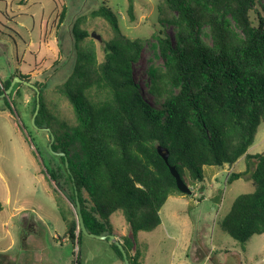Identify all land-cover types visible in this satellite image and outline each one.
I'll list each match as a JSON object with an SVG mask.
<instances>
[{
    "label": "trees",
    "instance_id": "trees-1",
    "mask_svg": "<svg viewBox=\"0 0 264 264\" xmlns=\"http://www.w3.org/2000/svg\"><path fill=\"white\" fill-rule=\"evenodd\" d=\"M254 6L255 0H162L157 6L162 29L151 45L162 64L147 70L153 102L133 75L144 39L126 36L116 13L102 4L91 15L108 23L112 37L103 40L99 62L93 41H86L88 33L73 25L75 62L58 91L75 123L63 125L46 117L45 86L33 84L39 91L33 125L54 135L51 150L49 141L45 145L50 157L43 172L60 185L53 189L55 203L73 245L79 247L83 235L74 211L76 197L88 233L113 234L109 218L120 211L136 241L138 232L160 224L159 211L168 197L182 194L168 165L192 187L203 182L205 166L221 168L241 158L245 170L230 172L227 184L249 174L253 191L237 196L221 228L241 243L264 234V154L247 152L264 122V11ZM127 12L133 21L134 0H127ZM166 27L174 30L175 43ZM11 80L0 81V94ZM24 86L15 84L8 98H21ZM35 107L36 97L30 116ZM53 152L64 153L68 166ZM121 241L129 264H140L128 234ZM111 247L123 262L118 247Z\"/></svg>",
    "mask_w": 264,
    "mask_h": 264
},
{
    "label": "rangeland",
    "instance_id": "rangeland-1",
    "mask_svg": "<svg viewBox=\"0 0 264 264\" xmlns=\"http://www.w3.org/2000/svg\"><path fill=\"white\" fill-rule=\"evenodd\" d=\"M161 1L134 0L133 21L127 0L0 1V81L25 76L32 85L42 83L46 117L73 125L71 107L58 91L75 62L71 29L77 23L88 33L86 41H93L101 62L103 40H109L112 32L106 21L91 13L104 4L116 13L126 36L145 40L133 75L144 97L153 102L147 92V70L162 64L151 48L154 35L162 29L157 22ZM262 7L264 0H255L253 9L263 12ZM251 14L255 18V10ZM165 31L175 43L174 30L166 27ZM204 40L209 42L207 37ZM26 87H20L19 99L0 96V264H76L77 257L79 264H123L109 240L82 235L78 247L67 238L55 203L56 188L43 172V162L50 157L45 148L49 134L31 121L36 94ZM247 152L264 154V122ZM227 167L205 166L203 182L189 186L191 195L168 197L159 211L160 224L153 231L137 233L135 249L140 264H264V234L241 243L221 228L237 196L253 191L249 174L227 184L230 172L245 170L243 158L230 170ZM109 221L113 235L121 239L128 230L122 213L112 214Z\"/></svg>",
    "mask_w": 264,
    "mask_h": 264
},
{
    "label": "water",
    "instance_id": "water-1",
    "mask_svg": "<svg viewBox=\"0 0 264 264\" xmlns=\"http://www.w3.org/2000/svg\"><path fill=\"white\" fill-rule=\"evenodd\" d=\"M91 37H94L97 40H101L100 36L95 35V34H92ZM16 82L17 83H21V84H23V85H25L27 87H30L36 93V107H35V111H34V113L32 115V118H31V121L34 124L35 117H36V115L38 113V110H39V91L34 85H32L31 83H29V82H27L25 80L19 79L18 77H15V79H13L11 81L9 87L0 96L1 97H5L8 94H10V92L12 91V88L15 85ZM38 130L43 131V132H47L49 134L50 140H49V143H48V149L51 150V145L54 142V135L50 132L49 128H38ZM159 153L161 154V150H159ZM53 154L61 156V157H64L65 166L66 167L68 166V162H67V159L65 158V154L64 153L53 152ZM162 157H163L165 163L168 165V156H167V154H163ZM227 166H228L227 167L228 170H230L231 167H232V164L229 163ZM168 168H169L170 174L175 179V183H176V187H177L178 191L180 193L184 194V195H191L192 194L191 188L189 186H187L186 184H184V182L180 178L177 170L173 166H169V165H168ZM50 182L55 186L56 189H59V187H60L59 184H54L52 181H50ZM62 194L65 195V197L67 199L72 200L70 198V196L66 193L65 190H62ZM74 202H75L74 211H75V214H76V218H77V222H78V225H79V229L81 230L83 235H86V236L91 237V238L100 239V240H109L111 243L116 245L118 247L119 251L121 252L122 257H123V264H129V260H128L126 252H125V250H124V248L122 246V242H121V240L118 237H116L113 234H110V235H96V234H92V233H88L87 232V230H86V228L84 226V223H83V219H82V215H81V211H80V205H79L77 197L74 199ZM128 236L133 242V250H134V248H135V240H134L133 234L131 232H129Z\"/></svg>",
    "mask_w": 264,
    "mask_h": 264
},
{
    "label": "crops",
    "instance_id": "crops-1",
    "mask_svg": "<svg viewBox=\"0 0 264 264\" xmlns=\"http://www.w3.org/2000/svg\"><path fill=\"white\" fill-rule=\"evenodd\" d=\"M0 1H3V0H0ZM25 1V0H24ZM233 166V165H232ZM129 232H128V230H127V233H123L122 235H121V237H123V236H125V235H127ZM121 240V239H120ZM122 242V241H121Z\"/></svg>",
    "mask_w": 264,
    "mask_h": 264
}]
</instances>
